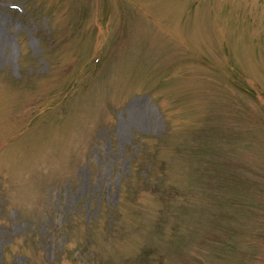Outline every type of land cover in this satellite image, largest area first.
Returning <instances> with one entry per match:
<instances>
[{
	"label": "rangeland",
	"instance_id": "374dc122",
	"mask_svg": "<svg viewBox=\"0 0 264 264\" xmlns=\"http://www.w3.org/2000/svg\"><path fill=\"white\" fill-rule=\"evenodd\" d=\"M0 264H264V0H0Z\"/></svg>",
	"mask_w": 264,
	"mask_h": 264
}]
</instances>
